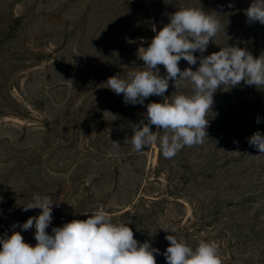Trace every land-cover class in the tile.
I'll list each match as a JSON object with an SVG mask.
<instances>
[{
	"label": "rangeland",
	"instance_id": "rangeland-1",
	"mask_svg": "<svg viewBox=\"0 0 264 264\" xmlns=\"http://www.w3.org/2000/svg\"><path fill=\"white\" fill-rule=\"evenodd\" d=\"M251 3L0 0V237L39 214L23 211L39 193L56 203L49 234L99 209L114 223L130 221L135 239L158 248L156 264H166L168 234L193 248L201 240L215 244L222 264H264V154L248 143L264 133V87L218 89L208 138L169 159L157 144L136 152L124 143L146 107L126 105L105 85L142 67L138 50L156 34L153 27L159 31L186 7L221 22L205 56L227 45L264 55V25L247 23L244 14ZM178 66L195 71L199 64ZM190 91L170 81L165 96ZM162 101L150 96L144 104ZM34 232L21 231L33 246Z\"/></svg>",
	"mask_w": 264,
	"mask_h": 264
},
{
	"label": "clouds",
	"instance_id": "clouds-1",
	"mask_svg": "<svg viewBox=\"0 0 264 264\" xmlns=\"http://www.w3.org/2000/svg\"><path fill=\"white\" fill-rule=\"evenodd\" d=\"M244 14L247 23L264 25V0H252ZM221 30L220 20L201 8L177 10L159 31L153 27L156 34L146 48H139L142 67L127 71L125 78L114 75L107 79L106 87L117 95L123 94L126 105L146 107L144 119L130 125L133 135L126 136L124 143L131 144L136 152L157 144L165 158H173L183 148L201 145L208 138L207 114L218 89L235 88L241 82L257 89L264 87V55L254 57L245 48L229 45L204 55ZM197 52L199 56L195 55ZM181 60L199 66L195 71L192 67L181 70L178 66ZM159 65L165 69L163 76ZM170 81L176 90L190 86V94L165 96ZM150 96L163 97V101L145 105ZM260 122L258 116L256 123ZM152 126L163 134L152 131ZM112 142L114 148L120 147L118 142ZM248 143L264 154V133L254 132ZM54 204L49 195L33 194L23 211L40 212L22 225L13 224L11 234L0 237V264H156L160 250L149 241L141 243L135 239L128 226L130 221L114 223L103 210L84 213L88 217L85 220L74 219L52 227L49 234ZM17 227L21 231L35 228L36 244L25 242L21 231L15 230ZM163 230L169 233V229ZM165 238L169 242L163 252L166 264H222L218 248L211 242L201 240L193 248L175 235L168 234Z\"/></svg>",
	"mask_w": 264,
	"mask_h": 264
}]
</instances>
